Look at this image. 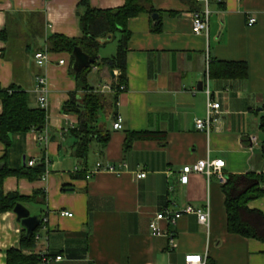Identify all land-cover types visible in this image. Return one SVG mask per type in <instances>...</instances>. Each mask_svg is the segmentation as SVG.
Segmentation results:
<instances>
[{
	"label": "crops",
	"instance_id": "crops-1",
	"mask_svg": "<svg viewBox=\"0 0 264 264\" xmlns=\"http://www.w3.org/2000/svg\"><path fill=\"white\" fill-rule=\"evenodd\" d=\"M126 0H88L94 8L113 9ZM82 0H0V87L15 84L25 89L30 104L40 106L36 76L48 78L49 93L45 127L15 136L21 145L7 150L0 141V159L13 165L35 164L48 158L41 178L9 175L5 193L24 197L32 215L47 217L38 232L36 247L26 253L61 255L50 264H186L188 254H201L215 264H264V241L232 234L227 227L223 183L216 174L191 173L181 181V169L200 159H223L226 173L264 172V0H210V30L193 32L192 12L204 6L195 0H152L159 18L141 13L128 20L132 33L126 55V89L107 91L108 104L100 125L109 131L107 146L93 142L86 161L76 158L71 134L78 118L62 110L77 89L69 52L49 50L52 34L82 36ZM256 17L254 25L248 24ZM161 29L154 31L157 21ZM110 40H108L109 42ZM107 42V43H108ZM105 43L99 57L108 48ZM111 48V47H110ZM51 52V61L38 67L34 53ZM116 47L110 49L112 56ZM114 51V52H113ZM209 58V73L208 61ZM65 59L60 65L58 60ZM245 61L246 78L212 76L211 62ZM105 67L96 73L95 87L116 83L118 75ZM220 102L217 124L207 134L196 128L205 117L206 79ZM202 83V84H200ZM3 106L0 102V114ZM117 116L123 129L116 130ZM128 131H146L151 137L137 139L126 151ZM255 137L256 141L252 138ZM98 162L115 171L100 170L87 178L82 170ZM145 172L144 177H138ZM37 192V194H36ZM35 194V197L32 196ZM187 205L210 209V225L196 213H184L176 224L160 221L173 232L171 247L166 234L154 235L150 222L165 208ZM249 206L264 213V197ZM62 211L73 213L62 215ZM22 224L14 211L0 214V264H7V250L20 247Z\"/></svg>",
	"mask_w": 264,
	"mask_h": 264
},
{
	"label": "trees",
	"instance_id": "trees-1",
	"mask_svg": "<svg viewBox=\"0 0 264 264\" xmlns=\"http://www.w3.org/2000/svg\"><path fill=\"white\" fill-rule=\"evenodd\" d=\"M84 9L80 13V27L82 36L71 38L63 34H52L48 40V48L53 52H69L72 61L73 49L80 46L91 58L94 64L89 68L76 72L71 71L77 80V89L70 93V98L63 103L62 110L77 116L78 121L71 127V134L75 137L76 158L86 161L93 142L100 145L101 150L107 146L110 133L100 125V113L108 104L106 92L91 84L89 74L93 66H106L111 71L118 69L119 75L114 88L126 85V55L130 49L132 33L128 28V20L141 13L153 14L157 12L152 0H126L125 4L113 9L94 8L88 0H82ZM161 29V20L157 21L154 31ZM117 39L116 53L111 57H99L100 48L108 40ZM212 76L223 78H246L249 73L245 61L218 60L211 62ZM122 92L121 90L116 93ZM0 102L3 110L0 114V141L9 152L16 151L22 144L15 136H24L32 129L45 127L47 111L40 106L30 104L29 93L15 84L9 88L0 87ZM260 128L264 131V115L261 116ZM146 131H128L124 142V149L128 151L137 139L150 138ZM264 149V142H263ZM47 164L45 158L35 165H13L8 162L7 154L0 159V214L14 211L17 203H22L24 197L17 192L5 193L4 179L9 175H27L30 179L44 176ZM85 168L82 173L86 176ZM227 181L223 184L225 205L227 212V227L232 234H239L247 238L264 241V213L251 208L249 202L264 197V172L248 171L244 173H227ZM37 194V192H36ZM35 197V194L32 198ZM37 228L30 234L23 227L20 247L7 250V264H40L41 254L26 253L37 244V234L43 225V218ZM206 264H215L213 260H206Z\"/></svg>",
	"mask_w": 264,
	"mask_h": 264
},
{
	"label": "built area",
	"instance_id": "built-area-1",
	"mask_svg": "<svg viewBox=\"0 0 264 264\" xmlns=\"http://www.w3.org/2000/svg\"><path fill=\"white\" fill-rule=\"evenodd\" d=\"M198 3H203L204 6L196 9L192 12V27L193 32L197 35H206L208 37L210 30V15L211 9L209 7L210 0H195ZM256 17L250 16L248 19L249 25H254L256 22ZM51 52L46 49H40L34 53V60L38 67H44L51 61ZM208 61V73H209V58ZM60 65H64L66 63L65 59L58 60ZM94 70H98V66H93ZM116 75H119V72L115 71ZM101 92L107 91H124L126 89L125 85H120L119 88H114L112 83H106L98 87ZM35 90L38 94V101L40 107L47 108L48 107V93H49V84L48 78L44 74H38L36 76V86ZM205 93L207 96V111L205 117L197 118L195 121L196 128L200 131H204L209 134L214 125L217 124L219 120L220 108L221 104L214 97V94L209 87V74L206 79V88ZM113 127L116 130L123 129V118L121 116H117L116 120L113 123ZM253 141H256V138H252ZM46 164L49 163V159H45ZM34 159L28 161L29 165H34ZM225 161L223 159H200L192 164H188L183 166L181 169V181L183 183H187L189 180V175L191 173H203L209 179L213 174H216L220 181L224 184L227 181L226 172L224 171ZM100 170L107 171H115V167L113 165H102L101 162H98L96 166L86 171V177H91L94 173ZM145 172L139 173L138 177H144ZM184 213H196L198 216V220L200 223L205 224L207 226L210 225V209L207 208H196L193 205H187L184 209L181 210H171L170 208H165L160 211L156 218L150 222V228L154 235H163L166 234L169 237V243L171 247L176 245L175 238L173 232H170L168 229L164 231L160 225V221H165L168 225L176 224L178 219ZM62 215L72 216L73 213L69 211H62ZM47 221V217L43 218V223ZM37 239H39L40 235L37 234ZM61 255L53 256L49 252L41 253V261L40 264H50L53 260H61ZM186 264H206V259L201 254H188L185 256Z\"/></svg>",
	"mask_w": 264,
	"mask_h": 264
},
{
	"label": "water",
	"instance_id": "water-1",
	"mask_svg": "<svg viewBox=\"0 0 264 264\" xmlns=\"http://www.w3.org/2000/svg\"><path fill=\"white\" fill-rule=\"evenodd\" d=\"M154 19H158V13L152 15ZM73 61L72 68L76 72H81L85 68H89L94 64L95 59L91 58L80 46H75L73 49ZM202 84V83H200ZM14 212L17 214V220L27 230V233H32L37 226L41 223V219L38 215H32L30 209L23 203H17Z\"/></svg>",
	"mask_w": 264,
	"mask_h": 264
},
{
	"label": "rangeland",
	"instance_id": "rangeland-1",
	"mask_svg": "<svg viewBox=\"0 0 264 264\" xmlns=\"http://www.w3.org/2000/svg\"><path fill=\"white\" fill-rule=\"evenodd\" d=\"M107 45H108V48L104 51V53L103 54H106V56L107 57H111L112 56V54L110 53V49H114L115 47H116V45H117V39H112V40H110L108 43H107ZM111 47V48H110ZM114 52V51H113ZM116 53V52H115ZM102 58V57H101ZM106 66H99V68H100V70H101V73H102V71H103V69L105 68ZM91 74V76H90V79H91V81L92 82H94V77H95V75H96V73L94 72V73H90ZM105 114V109L103 110V111H101V113H100V118H102L103 117V115Z\"/></svg>",
	"mask_w": 264,
	"mask_h": 264
}]
</instances>
